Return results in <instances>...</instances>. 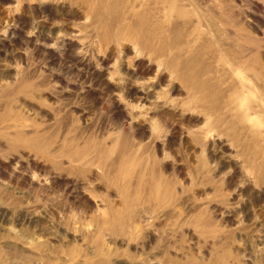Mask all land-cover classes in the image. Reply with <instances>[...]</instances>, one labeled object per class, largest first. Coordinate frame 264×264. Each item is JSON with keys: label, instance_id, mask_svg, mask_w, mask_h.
Masks as SVG:
<instances>
[{"label": "rangeland", "instance_id": "1", "mask_svg": "<svg viewBox=\"0 0 264 264\" xmlns=\"http://www.w3.org/2000/svg\"><path fill=\"white\" fill-rule=\"evenodd\" d=\"M0 264H264V0H0Z\"/></svg>", "mask_w": 264, "mask_h": 264}]
</instances>
